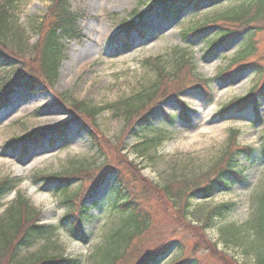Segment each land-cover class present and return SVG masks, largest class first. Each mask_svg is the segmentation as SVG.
<instances>
[{
	"label": "rangeland",
	"instance_id": "rangeland-1",
	"mask_svg": "<svg viewBox=\"0 0 264 264\" xmlns=\"http://www.w3.org/2000/svg\"><path fill=\"white\" fill-rule=\"evenodd\" d=\"M10 1L9 10L22 26L33 16L43 17L51 2ZM146 2L148 0H69L70 9L80 15L77 27L81 37L62 40V56L53 88L40 85L28 90L16 86L6 106L0 109V180L8 179L15 185L2 198L0 215L20 193L40 211L38 220L48 227L45 236L32 246L17 249L15 257L20 261H29L32 254H60L78 259L79 264L98 261V254L93 252L106 244L105 240L113 235L121 217L115 205L114 172L107 174L96 191L84 199L87 210L79 224L83 237L76 236L73 229L77 208L68 218L66 216L71 208L65 196L76 190L79 193L88 190L87 180L70 181L57 189L58 181L46 184L34 176L62 171L75 166L81 158L97 157L96 149L90 145L88 128L79 118H72L69 105L72 101H83L87 106L113 104L155 81L156 73L148 63L149 58L161 57L160 61L169 67L173 60L184 55L192 60L195 74L210 79L206 83L209 93L204 95L196 88H186L177 98L169 97L154 107L145 121L139 120L128 131L122 117L116 113L114 116L112 109L100 111L95 124L104 139L111 143L122 141L121 152L139 167L141 175L160 184L171 173L180 177L198 175L201 176L199 183H203L207 174L218 169L214 164L223 161L228 131L235 128L236 144L254 150L251 155L236 153L233 156V164L241 170V176L229 185L214 186L206 194L196 192L189 196L188 218L193 225L204 224L209 239L207 250L197 247L192 251L193 242L198 243L202 238L199 228H195L199 235L195 237L191 232L184 234L180 227L167 230L174 224L161 228L156 225L152 237L138 243L150 250L160 243V237L176 230L174 233L181 234L182 242L173 243L160 256L158 264H168L182 254L196 256L205 264H218L216 255L226 264H256L253 253L246 250L245 245L252 237L248 227L252 228L250 223L256 221L254 242L257 247L264 246L262 208L254 213L258 196L264 192V156L261 154L264 95H258L254 105L241 111L219 114L218 109L247 93L262 74L259 67L263 66L264 74V19L259 21L261 27L254 35L247 30L214 43L219 31L214 24L200 29L192 37L182 33L243 1L219 0L213 4L205 1L197 8L188 6L177 18L162 14L157 7L149 9ZM129 19L141 20L149 30L141 35L140 28L132 29L130 48L123 50L122 22ZM27 36L30 45L38 39L33 33ZM252 43L254 52L228 67L234 54ZM209 46L212 49L209 50ZM6 59L0 56V82L16 63L11 65L13 60ZM241 65L243 68H237ZM225 75L229 78L223 79ZM183 105L186 116L182 115ZM232 224L239 227L236 234L243 236L242 240L229 237L231 231L228 235L221 233V227L227 232ZM171 237L172 234L169 239ZM226 257L233 263L227 262Z\"/></svg>",
	"mask_w": 264,
	"mask_h": 264
},
{
	"label": "trees",
	"instance_id": "trees-1",
	"mask_svg": "<svg viewBox=\"0 0 264 264\" xmlns=\"http://www.w3.org/2000/svg\"><path fill=\"white\" fill-rule=\"evenodd\" d=\"M205 1L213 4L219 0H148L146 3L149 9L157 7L162 14L177 18L180 12L188 6L191 5L197 8ZM241 1L243 2L239 6L225 9L217 13L214 18L206 19L199 26L184 30L182 34L186 37H192L200 29L214 24L219 27L214 43L222 41V39L228 38L232 34L243 33L247 30H251L254 35L257 29L261 27L259 21L264 19V0ZM9 5H11L10 0L0 2V56L7 58L8 61L11 60L10 62L13 60L11 65L14 62L16 63L7 71L6 78L0 82V109L7 104L9 95L16 86L28 90H33L40 85H44L48 89L53 88L62 56V40L65 38L79 39L81 37L77 27V19L80 15L70 9L69 0H51L47 13L41 18L31 17L26 26L17 24V20L9 10ZM132 28H140L141 32L149 30L141 20L137 22L133 19L123 20L124 36L121 38V45L124 50L130 48L129 34ZM28 33L38 36L33 45L29 44ZM252 47L253 43L244 49L238 50L227 63L228 67L251 55L254 52L251 49ZM209 48L212 49V47ZM160 60L161 57L148 59V63L152 65L156 73L153 83L130 96L119 99L113 104L87 106L83 101H72L69 104L71 105V109H69L72 118H79L82 120L83 125L88 128L90 145L96 149L97 157L81 158L75 166L62 171L49 175L38 173L34 176L35 179L44 180L46 184L51 180L58 181V189L62 184H68L70 181L87 180L90 184L88 190L81 193L76 190L67 193L65 196V201L69 203L68 205L71 208L66 214L67 218L77 208L76 225L73 228L74 231L76 230V234L73 233L76 236L83 237L84 233L79 224L83 212L87 209L81 200L89 193L95 192L107 174L114 172V184L117 194L115 205L118 206L117 212L121 214V217L113 235H110L109 240H105L106 244L93 252L94 255L98 254V261L95 264H158L160 256L167 252L173 243H180V240L182 242V238L181 234L178 235L174 233L176 230H172L169 235L167 234L163 238L160 237V243L158 242L159 244L154 245L150 250L142 248L138 241L144 238L150 239L156 225L161 228L174 224L168 227L167 230L180 227L184 234L185 232H191L195 237L199 236L195 232V228H199L202 238L198 243L193 242L192 251L197 250V247L201 250L208 248L209 239L205 234L204 224L193 225L188 218L190 214L189 196L196 192L206 194L216 185L226 186L233 183L241 176V170L236 169L233 164V156L236 153L251 155L254 151L250 146H238L235 141L237 130L231 128L228 131L226 145L222 153L223 161L214 164L218 169L211 175L207 174L203 183H199L201 176L198 175L180 177L175 173H171L165 178L163 184L150 181L147 177L141 175L139 167L121 152L122 141L118 142L120 141L118 140L116 143H111L109 140L104 139L105 137L95 124V118L100 111L112 109L115 111H113L114 116L116 113L122 117L125 123L124 127L128 131L139 120L145 121L147 119L146 115L154 107L160 105L169 96L176 98L186 88H197L204 95L209 93L206 83L210 79H202L201 75L193 72L194 65L190 57H184V55L178 57L173 60L169 67ZM243 65L237 68H243ZM262 67H259L262 74L247 93L230 103L223 104L218 109L219 114L244 110L248 105L256 103L255 98L258 95H264ZM218 75L221 76L219 73ZM226 77L227 75L222 78L225 79ZM184 109L183 105V115L185 114ZM106 149H109V151ZM263 151L264 147L261 151L262 157L264 156ZM99 156H101V160H98ZM13 188L14 186L8 179L0 180V207L4 195ZM260 194L254 213L262 208L261 214L264 216V192ZM177 199L180 202H177ZM39 215L40 211L34 208L28 199L20 193H17L14 199L5 207L0 215V264H79L78 259L63 257L60 254H32L31 259L27 262L20 261L15 257L17 249L23 246H32L37 240L45 236L48 227L46 224L39 222ZM210 215L211 212L207 216ZM250 224L252 228L248 227V230L252 231L250 233L252 237L246 243L245 249L253 253L256 264H264V246L257 247L254 242L257 235V222ZM225 229L224 227L220 229L223 235H228L231 231L233 233L229 237L234 240L237 241L243 238L240 234H236L239 232V227L234 224L229 227L230 230L227 232H225ZM158 232L160 231L158 230ZM170 234H172V237L169 239ZM181 249L183 250V246ZM182 255L168 264H205L196 256ZM216 260L218 264H226L218 255H216ZM225 260L233 263L230 258L226 257Z\"/></svg>",
	"mask_w": 264,
	"mask_h": 264
}]
</instances>
